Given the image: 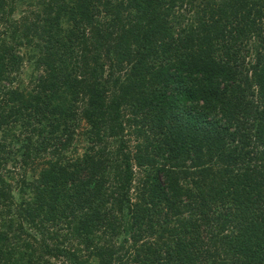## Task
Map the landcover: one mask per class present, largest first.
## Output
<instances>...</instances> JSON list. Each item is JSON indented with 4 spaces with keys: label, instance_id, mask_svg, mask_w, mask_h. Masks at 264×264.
I'll use <instances>...</instances> for the list:
<instances>
[{
    "label": "trees",
    "instance_id": "trees-1",
    "mask_svg": "<svg viewBox=\"0 0 264 264\" xmlns=\"http://www.w3.org/2000/svg\"><path fill=\"white\" fill-rule=\"evenodd\" d=\"M14 2L0 264H264V0Z\"/></svg>",
    "mask_w": 264,
    "mask_h": 264
},
{
    "label": "rangeland",
    "instance_id": "rangeland-1",
    "mask_svg": "<svg viewBox=\"0 0 264 264\" xmlns=\"http://www.w3.org/2000/svg\"><path fill=\"white\" fill-rule=\"evenodd\" d=\"M35 1L36 0H15V2L13 3L15 10H14L13 15H12V20L15 23H17L18 25H20V23H22L21 19L23 17L28 18V16H29L31 18L32 16H30V14H31L30 12H32L34 10V13H35V11H36V2ZM25 70H26L25 74L21 75V79L23 80L24 85L26 83V78L28 75L27 68ZM85 146H86V144H85L84 139L81 137V135L78 136L70 148L69 155H72L74 152L76 154H81L83 152V150L85 149ZM40 167H41V163L37 162L35 165V168H37V170H38ZM32 171L33 170H30V169L27 171V175H29L28 179L31 178L30 176L34 175L32 173Z\"/></svg>",
    "mask_w": 264,
    "mask_h": 264
}]
</instances>
